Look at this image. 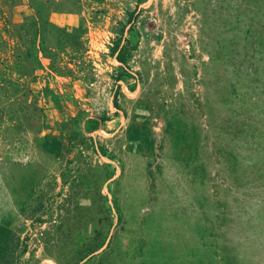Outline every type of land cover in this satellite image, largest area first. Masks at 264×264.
Returning a JSON list of instances; mask_svg holds the SVG:
<instances>
[{"label": "rangeland", "instance_id": "1", "mask_svg": "<svg viewBox=\"0 0 264 264\" xmlns=\"http://www.w3.org/2000/svg\"><path fill=\"white\" fill-rule=\"evenodd\" d=\"M0 264H264V0H0Z\"/></svg>", "mask_w": 264, "mask_h": 264}, {"label": "trees", "instance_id": "2", "mask_svg": "<svg viewBox=\"0 0 264 264\" xmlns=\"http://www.w3.org/2000/svg\"><path fill=\"white\" fill-rule=\"evenodd\" d=\"M129 18L128 22H133V19ZM137 48V43L132 44L131 46H127L125 44H122L120 47H117V49H114L113 47H111V49H114V51H117L116 57L117 59L122 62L123 64H125L127 62V58L130 55L131 51ZM123 68V67H122ZM122 75H132L131 73H129L125 68L122 69L121 73L118 75L122 76ZM119 79V78H117ZM97 127V124H95L93 126V129H95Z\"/></svg>", "mask_w": 264, "mask_h": 264}]
</instances>
